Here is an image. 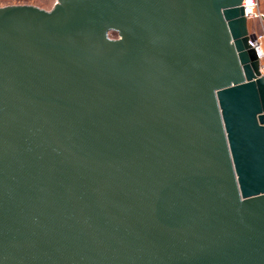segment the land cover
Instances as JSON below:
<instances>
[{
	"label": "water",
	"instance_id": "95a60500",
	"mask_svg": "<svg viewBox=\"0 0 264 264\" xmlns=\"http://www.w3.org/2000/svg\"><path fill=\"white\" fill-rule=\"evenodd\" d=\"M242 4L0 7V264H264Z\"/></svg>",
	"mask_w": 264,
	"mask_h": 264
},
{
	"label": "rangeland",
	"instance_id": "374dc122",
	"mask_svg": "<svg viewBox=\"0 0 264 264\" xmlns=\"http://www.w3.org/2000/svg\"><path fill=\"white\" fill-rule=\"evenodd\" d=\"M57 0H0V7L10 5H32L36 7H45V10L50 11L53 9ZM259 12L264 14V0H259ZM250 31H254L258 35H264V20H251ZM264 51V44H263Z\"/></svg>",
	"mask_w": 264,
	"mask_h": 264
},
{
	"label": "built area",
	"instance_id": "2783aa9c",
	"mask_svg": "<svg viewBox=\"0 0 264 264\" xmlns=\"http://www.w3.org/2000/svg\"><path fill=\"white\" fill-rule=\"evenodd\" d=\"M242 5L244 7L245 15L249 22L255 19L264 20V14L260 13L258 9L259 0H243ZM251 33L255 34L256 36L253 45L259 54L261 60V73L262 75H264V51H263L264 35H258L254 31H252Z\"/></svg>",
	"mask_w": 264,
	"mask_h": 264
},
{
	"label": "trees",
	"instance_id": "16d2710c",
	"mask_svg": "<svg viewBox=\"0 0 264 264\" xmlns=\"http://www.w3.org/2000/svg\"><path fill=\"white\" fill-rule=\"evenodd\" d=\"M249 29H250V22H249Z\"/></svg>",
	"mask_w": 264,
	"mask_h": 264
},
{
	"label": "bare ground",
	"instance_id": "6f19581e",
	"mask_svg": "<svg viewBox=\"0 0 264 264\" xmlns=\"http://www.w3.org/2000/svg\"><path fill=\"white\" fill-rule=\"evenodd\" d=\"M261 49V48H260Z\"/></svg>",
	"mask_w": 264,
	"mask_h": 264
}]
</instances>
